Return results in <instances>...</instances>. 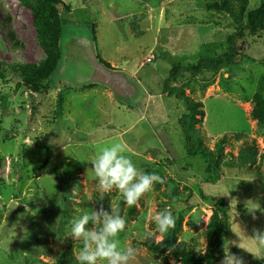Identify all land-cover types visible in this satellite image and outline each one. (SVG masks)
<instances>
[{"label": "rangeland", "instance_id": "1", "mask_svg": "<svg viewBox=\"0 0 264 264\" xmlns=\"http://www.w3.org/2000/svg\"><path fill=\"white\" fill-rule=\"evenodd\" d=\"M58 1L68 8L58 15L61 59L34 87L11 68L45 59L31 10L20 0H0V264H55L70 246L77 255L71 222L101 206L114 212L123 199L101 191L91 169L99 149L116 142L139 169L164 179L136 205L124 203L121 241L140 249L136 264H182L170 251L144 246L163 240L145 233L155 228L152 215L166 208L176 217L177 242L206 260L217 198L230 218L224 248L245 264H264L249 239L264 229V130L251 117L255 101L264 103V32L239 39L235 64L216 76L183 74L175 83L203 105L196 128L206 147L229 136L218 180L208 182L203 162L185 155L177 124L185 107L162 94L173 67L223 54L262 0ZM97 56L118 71L102 70ZM245 138L256 142L254 158L242 155L250 147Z\"/></svg>", "mask_w": 264, "mask_h": 264}, {"label": "trees", "instance_id": "2", "mask_svg": "<svg viewBox=\"0 0 264 264\" xmlns=\"http://www.w3.org/2000/svg\"><path fill=\"white\" fill-rule=\"evenodd\" d=\"M25 6L29 7L32 13L34 26L36 29L37 42L42 48L45 59L38 65H15L23 79L33 85L39 86L42 82L48 81L54 73L58 62L61 59L59 42L62 35V21L59 16L62 11L68 10L67 6L58 0H20ZM264 32V0L259 6L246 13L244 23L240 25L234 34L227 39V49L220 56L214 58L201 57L195 63L186 67H173L167 78L162 84V94L169 98H174L181 102L185 107V113L177 120L179 130L184 145V153L190 158L200 159L205 166L207 181L212 182L220 178L221 165L224 159V150L229 143V136L224 135L216 141L214 148L210 149L203 144L196 125L198 118H202L203 105L200 101H195L187 97L185 92L175 85L179 77L183 74L190 75L191 78H197L205 74L216 76L223 69L229 68L235 64V59L239 56L241 46L237 41L243 39L246 34L250 37L259 36ZM98 66L106 72H114L110 65L96 57ZM5 70L0 68V78L4 79ZM264 76L260 78L259 90H262ZM262 92L258 94L261 98ZM259 102V103H258ZM62 98L58 97L56 109L61 108ZM257 100L255 107L251 112V117L258 122L259 128L264 130V103ZM245 142L250 145L247 151L242 155H248L252 158L256 156V142L252 139L245 138ZM124 200L122 199L117 209L114 211L119 215L124 212ZM213 215L207 225L206 237L210 252L206 260L200 259L193 247H188L185 242H177V228L170 230L158 243H145L146 249L151 253H164L172 249L171 254L180 260L182 264H219L224 257V245L230 235V218L226 202L221 199L211 200ZM133 209L129 208L126 214L130 216ZM99 227V225H97ZM55 264H77L73 247H68L56 260Z\"/></svg>", "mask_w": 264, "mask_h": 264}, {"label": "clouds", "instance_id": "3", "mask_svg": "<svg viewBox=\"0 0 264 264\" xmlns=\"http://www.w3.org/2000/svg\"><path fill=\"white\" fill-rule=\"evenodd\" d=\"M123 144L116 142L101 147L91 161L92 172L98 188L103 192L116 190L126 206L136 205L145 193L153 190L156 183H164L163 177L139 169L125 154ZM27 208V204H25ZM155 228L145 233V238L154 234L166 236L175 228L176 217L166 208L151 217ZM126 220L118 213L104 207L93 208L71 222L70 237L81 244L76 255L77 264H136L140 249L121 241ZM99 225V227H97ZM256 247L264 254V229H255L252 238ZM169 251H172L170 249ZM221 264H245L242 257L224 248Z\"/></svg>", "mask_w": 264, "mask_h": 264}, {"label": "crops", "instance_id": "4", "mask_svg": "<svg viewBox=\"0 0 264 264\" xmlns=\"http://www.w3.org/2000/svg\"><path fill=\"white\" fill-rule=\"evenodd\" d=\"M118 71V69H116V70H114V72H117ZM111 73V72H110Z\"/></svg>", "mask_w": 264, "mask_h": 264}, {"label": "built area", "instance_id": "5", "mask_svg": "<svg viewBox=\"0 0 264 264\" xmlns=\"http://www.w3.org/2000/svg\"><path fill=\"white\" fill-rule=\"evenodd\" d=\"M148 62H150V60Z\"/></svg>", "mask_w": 264, "mask_h": 264}]
</instances>
